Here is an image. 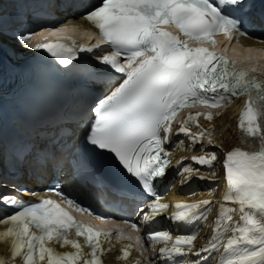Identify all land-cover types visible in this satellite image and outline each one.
I'll return each mask as SVG.
<instances>
[{"label": "snow or ice", "instance_id": "1", "mask_svg": "<svg viewBox=\"0 0 264 264\" xmlns=\"http://www.w3.org/2000/svg\"><path fill=\"white\" fill-rule=\"evenodd\" d=\"M64 3L67 7L85 9L82 18L99 30L100 39L95 45L77 44L74 37L79 30L77 26L55 30L41 27L39 33L19 31L12 39L27 51L50 54L63 66L72 64L82 52L93 53L101 44L112 49L111 54L99 59L121 74L120 82L94 107L95 119L86 140L93 148L113 154L151 198L144 205L146 212L138 209L149 226L170 208L174 211L168 218L182 224L201 209L210 211L212 204L204 200L170 205L163 202L164 196L157 190L156 182L163 180L171 165V153L166 151L165 144L173 134L175 118L186 108L208 109L188 113L176 135L190 139L194 150L200 144L198 151L204 154L192 156V161L214 170L217 154L205 150L206 145L216 144L212 134L216 114L212 110L246 97L238 119L243 147L225 154L227 192L208 244L197 250V232L174 237L168 230L149 227L145 237L139 234L134 237L141 255L148 251L144 246L148 239L153 250L157 244L161 245L157 258H163L164 264H185V258L193 255L196 259L191 264H208L201 253L221 249L219 264H264V76L257 74L255 65L238 67L243 63L240 56L229 55L228 47L219 48L216 39L222 35L229 43L239 45L241 37L254 38L246 27L253 23L250 16L253 0H103L95 7L90 6L89 0H64ZM2 4L0 0V63L5 35ZM261 23L264 24V15ZM258 42L264 43V39ZM231 51L235 54L236 48ZM246 51L249 56L245 59L251 62V53L258 50L249 47ZM201 119L211 123V131L199 123ZM193 127L200 131L193 133ZM69 139L70 131L63 122L51 125L46 135L38 137L28 150L37 170L55 167L58 154L67 150ZM179 144L183 145V141ZM197 172L198 168L183 166L179 173L184 176L181 183L191 180ZM206 178L197 176L201 180ZM48 191L61 199L22 202L0 196V203L15 209L0 220L6 225L0 231V242L9 243L11 251V259L0 255V264H17V258L20 264H105L104 256L115 247L113 237L117 242L133 239L121 223L68 198L58 186ZM69 208L113 227L97 229L77 220ZM237 214L240 219L234 220ZM123 224L140 232L136 223L124 219ZM73 230L77 239L69 238ZM133 247L125 244L121 249L119 259L125 264Z\"/></svg>", "mask_w": 264, "mask_h": 264}, {"label": "bare ground", "instance_id": "2", "mask_svg": "<svg viewBox=\"0 0 264 264\" xmlns=\"http://www.w3.org/2000/svg\"><path fill=\"white\" fill-rule=\"evenodd\" d=\"M50 5L52 9H55L56 0H51ZM65 16L69 19L77 18L79 21L82 22L84 26L87 25L86 20L82 18V14L80 13H76V15L66 14ZM244 41H246L247 43L251 45H261V43L254 41V40H244ZM244 52L248 53L246 50H244ZM98 96H101V92L99 91L98 88H96L94 90H89V92L84 96V98L89 101L90 98L93 100L96 97L98 98ZM79 103L82 104V99H80ZM235 103L231 104V106H228L227 108L214 111L216 115H215L214 122L212 123H214L215 125V131L212 134L214 136L216 144L212 146L206 145V148H205L206 151H213V152H216L217 154L218 159L214 162V165H215L214 170L208 169L205 166L198 165L192 162V159H191L192 156L203 155L204 152L198 151V149H200L201 147L200 144H196L195 145L196 150H194L190 139H188L187 137L184 140H182L183 145H180V144L178 145V151L175 153L176 157H181V158L186 159L185 166H191V167L199 169V172L193 174V176L203 175L207 177L206 179H203V180L199 179L201 186L202 184H204V186H202V189L204 190V192H202L201 194L199 193V196H197V199L200 200V202L204 200L212 201V204H211L212 210L208 214H206L205 212L204 216H206L207 219L205 220L203 218L202 220V222L205 223V226H204L203 233H201L198 236V239L196 240L198 242V247H197L198 249H200L203 246H206L209 240L211 239L213 229L215 228V221H216L218 211L220 209L221 204L224 203L223 197L225 196L227 192V186H226L225 179H224V168H223V160H224L225 154L228 151L232 150L233 148L243 147L241 140L239 139L240 132H239L238 123H237L238 113L242 105L236 108ZM84 107L86 106L83 105L82 108ZM83 115H84L83 112L78 114L79 118L77 119V126H76L78 130L80 129L83 123L82 122V119H83L82 117H84ZM199 123L204 128L209 129L211 131V123L209 121L205 119H201ZM192 130H193L192 131L193 133L200 131V129L196 127H193ZM206 140H207V133L205 134V144H206ZM184 175L186 176L187 174H184ZM183 179H184V176H182L181 181ZM45 184H46L45 188H49L48 180L46 181ZM210 187H212L211 189H214V190L210 191L208 189ZM176 197H178V195L174 190V192L171 193L170 198L173 199ZM194 198L195 197H191V200ZM239 219H240V216L238 214L234 216V220H239ZM113 241H114L115 247L110 252L106 253L105 258L110 261L115 260V259L120 260L119 257L121 255V251L119 247L121 245L119 242L115 240ZM7 248H8L7 243L0 242V255L3 254L7 250ZM221 252H222V249L220 250V255H221ZM203 255L207 256L208 254L203 253ZM141 257L142 256L139 255V252L135 249V247H133V249H131V256L129 257L128 260H130L131 262H135V261L145 262L144 259ZM219 259H220V256L218 258V264H219Z\"/></svg>", "mask_w": 264, "mask_h": 264}, {"label": "rangeland", "instance_id": "3", "mask_svg": "<svg viewBox=\"0 0 264 264\" xmlns=\"http://www.w3.org/2000/svg\"><path fill=\"white\" fill-rule=\"evenodd\" d=\"M51 186H52V182H51V184H50Z\"/></svg>", "mask_w": 264, "mask_h": 264}]
</instances>
